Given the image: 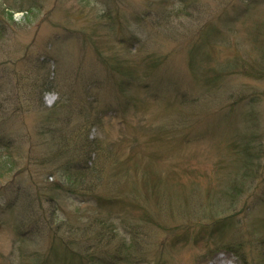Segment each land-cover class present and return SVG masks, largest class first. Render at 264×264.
<instances>
[{"label":"rangeland","instance_id":"rangeland-1","mask_svg":"<svg viewBox=\"0 0 264 264\" xmlns=\"http://www.w3.org/2000/svg\"><path fill=\"white\" fill-rule=\"evenodd\" d=\"M3 104L0 264H264V0H0Z\"/></svg>","mask_w":264,"mask_h":264},{"label":"trees","instance_id":"trees-1","mask_svg":"<svg viewBox=\"0 0 264 264\" xmlns=\"http://www.w3.org/2000/svg\"><path fill=\"white\" fill-rule=\"evenodd\" d=\"M185 5H186V3H185ZM179 7H180L179 10H183L182 8H184V4L182 5V7L181 6H179ZM39 98H41V97L40 96H37L36 97L35 95H33V97H29V98L26 97L25 100L22 101V105L24 106V104H26V101L29 99V106L31 107L30 101H34V99L35 100H39ZM33 105H34V103H33ZM8 108L9 107H7V105H4V104L3 105H0V116H1L0 117L1 118L0 119V122H1V124L4 123L2 120H4L3 117H5L4 114H6V112L8 111L7 110ZM53 110L54 109H52V111ZM56 110L57 109H55V111ZM56 118H59V116H56ZM8 120H10V119L7 118L6 121H8ZM51 123L53 124V122H51ZM62 129H65V127L63 128L61 126V128H59V127L56 128V130L58 132H61ZM68 137H69V134L67 136V139H69ZM1 138L3 139V137H1ZM69 140L72 141V138L69 139ZM84 142H85V140H84ZM66 153L68 154V156L67 157L65 156L66 159H64V161H63V162H66V163L64 165L61 164V166L59 168H57L54 172L51 173V174H54V176H56V177L58 176L56 178L57 179L56 181H58L59 184L65 182V179L77 178V175L79 176V179H82V180L84 179L85 176L87 177L88 175H90V171L91 170L89 169V166L87 165L86 162H84L83 164H79V163H77V162L74 161V158L72 159V154H71L72 152L71 151H67ZM67 154H65V155H67ZM70 167H71V169H69ZM72 170H75V171L77 170L80 173L79 174L71 173ZM163 199H165V198L163 197ZM166 199H170V198H166ZM197 242H199V241H197Z\"/></svg>","mask_w":264,"mask_h":264}]
</instances>
